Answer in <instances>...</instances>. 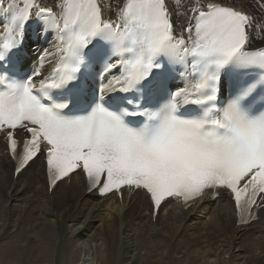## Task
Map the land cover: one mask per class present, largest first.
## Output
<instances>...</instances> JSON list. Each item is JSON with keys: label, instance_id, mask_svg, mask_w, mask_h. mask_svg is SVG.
Masks as SVG:
<instances>
[{"label": "snow or ice", "instance_id": "obj_1", "mask_svg": "<svg viewBox=\"0 0 264 264\" xmlns=\"http://www.w3.org/2000/svg\"><path fill=\"white\" fill-rule=\"evenodd\" d=\"M58 7L0 0V133L15 173L39 159L49 190L82 173L87 191L142 192L154 213L170 197L190 207L227 192L239 223L255 219L253 208H264V48H250L254 17L217 0H175L172 10L167 0H123L115 20L100 0ZM34 17L58 43L29 73ZM111 93L125 95L109 103Z\"/></svg>", "mask_w": 264, "mask_h": 264}, {"label": "bare ground", "instance_id": "obj_2", "mask_svg": "<svg viewBox=\"0 0 264 264\" xmlns=\"http://www.w3.org/2000/svg\"><path fill=\"white\" fill-rule=\"evenodd\" d=\"M36 2L59 14L60 0ZM217 2L252 15L256 24L249 29L250 48H264V0ZM100 3L105 18L115 20L123 0ZM167 3L175 9V0ZM32 24L43 29V21L35 17ZM31 25L25 60L38 56L40 46L52 51L58 43L55 32L43 44L32 40ZM55 63H48L44 73ZM6 145L3 138L0 264H264V208L258 221L241 224L230 196L222 192L216 200L206 197L188 209L171 199L154 213L142 192L123 189L120 196H100L87 191L81 173L49 190L41 161L17 175Z\"/></svg>", "mask_w": 264, "mask_h": 264}]
</instances>
